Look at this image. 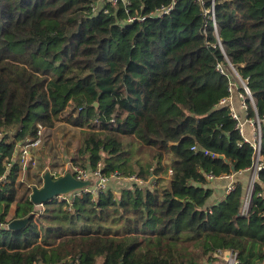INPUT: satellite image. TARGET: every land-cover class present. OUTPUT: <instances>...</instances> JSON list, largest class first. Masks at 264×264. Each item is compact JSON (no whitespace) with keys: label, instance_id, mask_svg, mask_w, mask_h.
Listing matches in <instances>:
<instances>
[{"label":"trees","instance_id":"16d2710c","mask_svg":"<svg viewBox=\"0 0 264 264\" xmlns=\"http://www.w3.org/2000/svg\"><path fill=\"white\" fill-rule=\"evenodd\" d=\"M204 1L0 0V264H264V169L245 214L248 181L211 204L207 177L254 162L222 100L231 63L264 114V0ZM60 121L82 128L73 164L146 184L37 214L17 198L21 151Z\"/></svg>","mask_w":264,"mask_h":264},{"label":"built area","instance_id":"2783aa9c","mask_svg":"<svg viewBox=\"0 0 264 264\" xmlns=\"http://www.w3.org/2000/svg\"><path fill=\"white\" fill-rule=\"evenodd\" d=\"M112 1H113V3H116L117 0H112ZM195 1H198L202 4L205 3L204 0H195ZM175 3L176 2L173 1L171 5L161 8L156 13H154V15L158 16V17H162L163 15L169 13L170 11H172L174 9ZM206 12L209 13V15L211 16V18L213 20L215 27H217L216 20H215L214 3L209 8L206 9ZM145 18L146 17H141L140 19L144 20ZM131 20H133V19L131 18ZM230 65H231L233 71L235 72V74L238 76L240 83L243 86L241 90L237 86L236 87L234 86L235 88L231 86L230 90L232 92L235 89L237 90L239 98L241 100V106L246 111V115L243 118L240 116V114L233 107H231V115L236 120L235 129L240 131L241 135L244 138L243 141L250 143L254 148V154H253L254 162H253V165L251 167H249V168H252V178L250 180V183H249V186L247 189L248 195H246V197H245V202L243 204V209H242V213L245 214L248 211L250 203H251V195H252V192L254 190V183H255L257 177L259 176L260 171L264 169V157L262 154V125H263V121H264V114L261 116L258 113L256 105H255L254 97L252 96V93L249 89L247 82L242 79V77L240 76L237 69L231 63H230ZM217 68L222 72H225V70H226L222 63H218ZM243 88H244V90H243ZM231 96L223 99L222 102L223 103L230 102ZM251 107L253 108L254 113H255L253 115L250 114V108ZM248 126H250L252 128V135L251 136L247 133V127ZM0 134H2V133H0ZM42 137H43V127L41 128V130L39 132V137L35 141L31 142L30 144L23 146L22 151H21V156H20L21 168L23 167L26 169L28 167V165L31 161L30 156L32 158V151L34 148H36L40 145ZM193 148H195V147H193ZM32 161H33V164L36 163V160L34 158H32ZM102 168H103L102 164H99L96 169H91L89 167H83V166H80L78 164L72 163L70 166V169L73 171L75 176L81 180L92 179L93 184L89 187L84 188V189L75 190L70 194H60L57 197H55L54 199H58L60 201H66L67 203H71V201L75 197L82 196L83 193H86V192H90V193H93L94 195H96L97 193H99L101 191H105L110 187V182L113 179V177H117L118 180H120V181H123L124 179H127L128 181H133L134 183L138 184L139 186H144L146 184L137 175H132L129 177H121L120 175L114 173L111 176H108L103 172ZM171 174H172V171H170V175ZM55 177H58V176H55ZM207 177L210 180H214L216 178H225V177L228 178L229 181H228V184L226 187V193H230L237 186V184H236L237 182L234 180V174H225V175H222L220 177H217L214 174L210 173V174H208ZM5 180H6L5 176L0 177V181H5ZM261 194L264 196V191ZM42 212H43V210L39 211L37 214L40 215ZM6 226H7V224L0 220V228L6 227ZM217 256L220 259L222 257L225 264H241L239 257H238V252H236L234 250L219 251L217 253Z\"/></svg>","mask_w":264,"mask_h":264},{"label":"crops","instance_id":"0c3cea01","mask_svg":"<svg viewBox=\"0 0 264 264\" xmlns=\"http://www.w3.org/2000/svg\"><path fill=\"white\" fill-rule=\"evenodd\" d=\"M230 103H231V106L240 114V116L244 118L246 115V111L241 106V100L239 98L237 90L235 92H233V94L231 96ZM59 123L74 126V127H76V130H79V133L81 134V129H82L81 127L72 125L66 121H60ZM247 133L250 136L252 135V128L250 126L247 127ZM80 145H81V139H80ZM79 149H80V146L77 149V155L76 156L70 157V166L73 163V159L77 160L80 157ZM32 158H34L36 160L35 164H33ZM32 158L30 156L31 161H30V163L26 169L23 167L20 169L19 177L17 180V189H18L17 198H18V200L24 199L27 196L30 197L31 192H32V187L34 185H37L39 187L41 185H43V173L46 169H50V171L52 172V174L54 176H60L70 168V167H68L66 170H64V168H61V166H62L61 163H59L60 164L59 166H54L55 163H53L52 161L49 162V157L46 154H44V156H42L40 154V152L38 151V147L33 149ZM49 163L53 167L49 168L48 167ZM62 169L64 170V172ZM248 174H249V172L244 171V172L240 173L239 175H234V180L237 182L238 180L243 179V180H245V182H247V179H248L247 175ZM29 177H33L34 180L29 181ZM225 179H228V178L225 177ZM225 179L216 178V179H214L215 181L211 182L212 183L211 187L214 188V193L209 198V202L211 204L218 202V200H220L223 196L226 195V187H227L229 180L227 181ZM24 184L27 185L28 189H25ZM36 208H37V213L41 210H43V212H44V210H45L44 204L43 205L42 204L36 205Z\"/></svg>","mask_w":264,"mask_h":264},{"label":"rangeland","instance_id":"374dc122","mask_svg":"<svg viewBox=\"0 0 264 264\" xmlns=\"http://www.w3.org/2000/svg\"><path fill=\"white\" fill-rule=\"evenodd\" d=\"M231 67V65H230ZM232 69V67H231ZM232 72L234 76L231 78L232 84L236 87H239V89H242V84L240 83V80L238 76L235 74V72L232 69ZM244 90V88H243ZM235 92V90H233ZM80 146V133L79 130H76V127L68 125V124H60L56 123V125L53 128L49 127H43V137L41 140L40 145L38 146V151L42 156L46 154L49 157V162L55 163L54 166H59L61 163V168H64L66 170L68 167H70V157L77 155V149ZM45 159V158H44ZM64 166V167H63ZM48 167L51 168L53 166L48 164ZM249 169L248 176V186L250 183V180L252 178V168ZM63 170V169H62ZM63 170V172H64ZM117 177H113V179L110 182L111 187L115 191H120L121 187L123 186L121 183L125 182L127 185L134 184L133 181H128L127 179H124L122 182L118 180ZM34 180L33 177H29V181ZM25 189L27 188V185L24 184ZM246 195H248V191L246 192ZM219 264H225L223 258L219 260Z\"/></svg>","mask_w":264,"mask_h":264},{"label":"water","instance_id":"95a60500","mask_svg":"<svg viewBox=\"0 0 264 264\" xmlns=\"http://www.w3.org/2000/svg\"><path fill=\"white\" fill-rule=\"evenodd\" d=\"M94 105L98 107L99 103L95 102ZM92 184V179H78L70 168L58 177H55L50 169H46L43 173V185L40 187L34 185L32 187L30 199L35 205H43L60 194H70L75 190L84 189ZM28 221V217L13 219L9 222L8 228L11 230L22 228Z\"/></svg>","mask_w":264,"mask_h":264}]
</instances>
